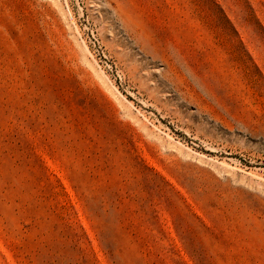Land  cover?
<instances>
[{
    "label": "rangeland",
    "instance_id": "rangeland-1",
    "mask_svg": "<svg viewBox=\"0 0 264 264\" xmlns=\"http://www.w3.org/2000/svg\"><path fill=\"white\" fill-rule=\"evenodd\" d=\"M0 264H264V0H0Z\"/></svg>",
    "mask_w": 264,
    "mask_h": 264
}]
</instances>
